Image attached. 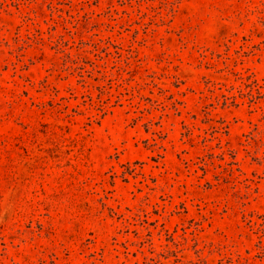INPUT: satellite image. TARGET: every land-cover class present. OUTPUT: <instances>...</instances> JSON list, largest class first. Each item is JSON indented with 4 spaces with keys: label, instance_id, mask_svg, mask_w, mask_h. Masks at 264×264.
Masks as SVG:
<instances>
[{
    "label": "rangeland",
    "instance_id": "rangeland-1",
    "mask_svg": "<svg viewBox=\"0 0 264 264\" xmlns=\"http://www.w3.org/2000/svg\"><path fill=\"white\" fill-rule=\"evenodd\" d=\"M0 264H264V0H0Z\"/></svg>",
    "mask_w": 264,
    "mask_h": 264
}]
</instances>
